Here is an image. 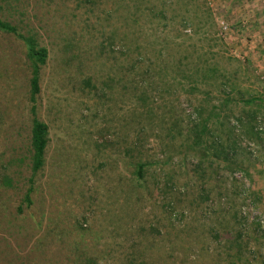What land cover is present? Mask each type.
Segmentation results:
<instances>
[{"label": "rangeland", "instance_id": "374dc122", "mask_svg": "<svg viewBox=\"0 0 264 264\" xmlns=\"http://www.w3.org/2000/svg\"><path fill=\"white\" fill-rule=\"evenodd\" d=\"M204 3L215 27L208 21L205 27L211 32L201 28L192 33L198 6ZM20 5L0 0V17L22 30L33 28L49 50L37 108L50 131L45 164L35 175L34 203L27 206L31 65L23 42L0 31V264H81L84 248L100 256L101 264H127L133 254L142 264H230L239 241L253 248L243 256H251L253 264L264 262V226L255 223L264 225V59L235 49L229 34L221 32L226 17L213 0H23ZM163 6L174 9L176 17L156 16ZM184 15L194 24L183 28ZM123 29L136 31L130 41L134 52L141 39L153 62L163 68L168 59L157 56L165 43L199 53L208 50L211 59L215 53L220 68L237 78L228 105L232 122L237 123L235 116L242 110L257 114L263 140L244 138L247 149H239V164L216 168L223 174L209 185L222 187H214L213 201H201L191 192L198 188L195 175L201 166L196 172L194 164L200 152L185 137L196 116L180 84L173 81L168 88V79L161 84L160 69L139 86V69L128 75L116 68L110 79L116 59L106 41L116 39L115 54L123 56L116 35ZM220 82L203 86L216 104L225 96ZM240 87L246 91L242 96ZM141 89L146 90V105L138 101ZM247 91L257 100L245 102ZM195 94L206 98L203 91ZM244 120L240 128L249 129V116ZM217 123L211 119V125ZM172 129L184 134L172 140ZM141 158L149 164L138 180L134 170ZM20 204L23 211L17 209Z\"/></svg>", "mask_w": 264, "mask_h": 264}, {"label": "trees", "instance_id": "16d2710c", "mask_svg": "<svg viewBox=\"0 0 264 264\" xmlns=\"http://www.w3.org/2000/svg\"><path fill=\"white\" fill-rule=\"evenodd\" d=\"M2 1L18 8L21 6L20 3L23 2V0ZM84 3L95 4L96 0H84ZM23 7L25 8L24 5ZM198 10L200 11V14L198 15L199 21L196 27L192 28V33L201 31V28L211 32V29L205 27L208 24V21L211 22L210 26L215 27L213 13L210 7L207 5V3H204L202 7L199 8L198 6ZM176 15L177 14L175 13L174 9H172L170 12L168 7L166 11V8L164 6L161 7L156 14V16H159L161 18L169 19H174ZM181 22L182 27L187 28L190 23L194 24L195 21L192 20V18L189 19L186 15H184L182 16ZM0 31L12 34L23 42L26 49V57L28 58L31 65L29 110L32 116L30 134L32 174L29 177V186L26 188L23 196V201L27 204V206H31L34 203L32 194L35 190V175L43 168L45 164L46 149L49 143V124L39 118L37 108V99L38 95L41 92V69L42 66L47 63L49 50L46 46L40 44L37 34L33 28L22 30V28L18 24L0 17ZM116 35L119 41H122V43H120L118 47L120 54H122L123 56L119 57L115 54L117 48L115 50L114 44L117 45V40L115 39L116 41L114 40V42H112V36H109L106 41V49L108 53L114 59H116L114 67H112L108 73L110 79H113V77L111 76V72L115 71L116 68L121 71H128V75H130L129 71L133 69H139L136 72V75L138 76L137 86H139L141 84H144L145 81L149 82L150 80H152V76L155 74L157 75V70L160 69L161 73L158 72V74L160 73V75L158 76L162 81L161 84H163L164 81L168 79L170 83H167V87L170 88L174 84L173 81H176V83L180 84L182 90L186 93V95H189L186 96V99L187 101H190V105L192 106V109H194L196 118L193 120V124L190 128V132L188 133V137H185L191 141L190 145L197 148L196 150L200 152V159L194 164L195 171L197 172L201 166L200 172L195 175L197 176L196 178L198 180V188L192 189L191 192L196 195L195 197L201 199V201H213L214 187H222V185L220 184L209 185V182L211 180L217 179V176L219 177L220 174H223L222 172L218 173V170H216V168L219 167L220 170H224L227 168V163L232 161H234L236 164H239V161L237 160L239 149H247L246 145H242L244 138H249L253 141L263 140V132H261V126L257 122V114L252 115L251 113L242 110V113L235 116V120L237 123L232 122L233 116L229 112L231 108H228V105L230 101L233 100L231 94L237 89V78L233 73L228 74L225 68H220L221 61L215 56V53H211L213 55L212 59L207 56V54L210 52L208 50H205V53H199V49L190 50L187 47H181L180 43L177 44V49H175V45L172 46V48L168 43H165V45L163 44V46H160L161 48H159L157 56L158 59L159 57H165L166 59H168V63L165 64V68H163L157 62H153L154 60H152L151 56L148 55V50L146 49L145 45L140 43L142 41L141 39H138L135 42L136 51L134 52L132 48L133 46L131 45L133 43L130 44V41H133L132 37L137 35L136 31L132 33V31L123 29L121 31H118ZM125 39L128 40L126 41ZM124 56L125 58H123ZM164 61L166 62V60ZM117 62L118 66L116 65ZM166 66H169L170 68L168 69ZM151 70H153L154 72L152 73ZM171 71L174 72V74H172V82L171 80H169V78H171ZM148 75L151 78H147ZM90 77L91 76H87L86 79V82L89 84H91ZM217 79H221L220 83L223 87L222 91L225 92L224 95L226 97L224 96V98H221V102L216 104L212 101L213 98L211 91L204 88L203 86L207 84L214 85L215 80ZM154 82L156 81L151 82L150 85L154 84ZM238 90V93L241 94V96L246 92L242 87H240ZM196 91H203L206 98L198 99L197 96H195ZM247 93L248 94L245 98L242 97L245 102H248L249 100H257V98H253L250 91H247ZM146 95L147 94L145 89H141L140 93L138 94V101H140L143 105H146L148 103ZM152 100H154V98ZM222 111L225 112L221 117ZM245 116H247V121L248 116L249 121H251L249 129H245L243 127L240 128L245 121ZM212 118H216V120L218 121V125H211ZM189 120H192V118ZM219 123L221 124V126H219ZM238 128L240 129V131ZM236 131H239V133L236 134ZM183 134L184 132L182 130L176 131L175 129H172V136L170 135V133L168 136L171 137L172 140H174V138H177L180 135L182 136ZM233 134L235 136H233ZM204 161H208V164H203ZM147 164H149V161L143 160L142 158L136 161L134 174L138 180H143ZM238 168L239 167L236 166L232 168V170ZM244 172L246 173L248 171ZM10 181V178L6 179V182ZM218 194H221V191L218 192ZM171 205H173V203H171ZM17 209L18 211H23L22 204L18 205ZM255 223L256 226L260 228H263L264 226L261 221ZM245 229L246 225L243 224L241 233ZM262 234L264 237V232H262ZM84 241V244H86V237H84ZM237 244V247H239L237 250L238 255L236 256V258L231 259L230 264H253L251 256H243L244 252H246L248 255L253 251V248L249 246L248 241H243L241 243L239 241ZM85 249L87 248H84V256L82 257L83 260L81 264H101L100 260L102 258L100 256L97 257L95 256L96 254H90L88 253V251H85ZM243 257H246L247 260H243ZM142 263V260L135 254L128 258L127 261V264ZM261 264H264V262H262Z\"/></svg>", "mask_w": 264, "mask_h": 264}, {"label": "crops", "instance_id": "0c3cea01", "mask_svg": "<svg viewBox=\"0 0 264 264\" xmlns=\"http://www.w3.org/2000/svg\"><path fill=\"white\" fill-rule=\"evenodd\" d=\"M223 11L229 39L240 53L254 52L264 59V0H213ZM213 5V4H212Z\"/></svg>", "mask_w": 264, "mask_h": 264}, {"label": "built area", "instance_id": "2783aa9c", "mask_svg": "<svg viewBox=\"0 0 264 264\" xmlns=\"http://www.w3.org/2000/svg\"><path fill=\"white\" fill-rule=\"evenodd\" d=\"M221 32H227L228 29H229V26L225 23V22H222V27H221Z\"/></svg>", "mask_w": 264, "mask_h": 264}]
</instances>
